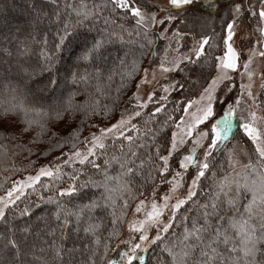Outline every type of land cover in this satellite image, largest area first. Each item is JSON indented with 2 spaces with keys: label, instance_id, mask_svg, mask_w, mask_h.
<instances>
[{
  "label": "snow or ice",
  "instance_id": "1",
  "mask_svg": "<svg viewBox=\"0 0 264 264\" xmlns=\"http://www.w3.org/2000/svg\"><path fill=\"white\" fill-rule=\"evenodd\" d=\"M42 0H32L31 12L33 20L27 23L20 31L28 32L29 37L34 43L40 45L39 52L36 54L38 59L29 64L28 68H18L17 82L9 77L13 71L11 67L0 68V73H4L7 81L5 89L7 96L0 100V124L11 127L22 125L18 128V133H27L33 126L39 128L37 136L43 135L48 129L47 120L66 121L69 118L66 114L71 113L74 117L76 112H83L89 118L93 116L112 118V109L109 105H101L95 94L111 96L108 89L102 87L101 81L104 78L106 69L103 66L104 50L106 45L112 42L114 36L121 42L124 40V33L129 38H138L135 42L143 50L140 57L127 60V54L120 59V66L123 71L120 73V86L116 89V95L112 98L115 105L119 102L120 94L128 82L134 81L139 76V83L135 84L136 91L129 97V103L135 102L134 107L125 109L120 118L115 122L100 127L96 125L97 131L79 139L80 129L77 128L63 141H57L56 146L63 148L65 144H71L70 153L62 154L66 157L63 163L57 157L56 162L41 166L35 175H29L25 179L12 181L11 186L6 190L4 196H0V222L7 223V215L10 211L18 208L17 201L25 195L27 189L36 191V185L40 183L42 177H48L52 182L41 185L43 188L55 191V196H40V200L55 205V211L51 213L58 222L59 243L53 240L48 244L51 254L50 259H44L42 264H152L146 255L150 249L160 248L167 259L162 260L158 255L155 264H264V131L257 127V121L264 119L258 117L256 112L248 111L245 117L240 111L241 104L245 102V95L256 105L257 97L253 94V80L257 75L252 65L254 59L259 56L264 58V0H227L228 11L226 16H221V34L218 42L212 35H202L190 49L189 53L183 54L173 59H169L167 52L173 41L176 42L179 51L180 41L184 38L179 27L174 26L179 23L187 27V21L181 16L190 12V6L194 0H101L100 3H93L91 6L86 0H63V8L60 10L58 0H49L55 6V12L51 15L44 13L39 4ZM222 5L217 0H207L201 6V10L208 11L209 15H220ZM67 17L61 20V14ZM108 11L109 15H103ZM119 13L116 18L113 14ZM75 17L73 22L72 17ZM54 17V20L52 19ZM102 20V29L96 26L97 20ZM133 21L131 28H126L124 23H117V20ZM44 20L52 23L62 24L56 32L57 42L49 48L47 35L42 40L37 41L32 34ZM248 27H245V22ZM84 32L77 31L78 27L86 24ZM255 28H252V23ZM195 23V20H193ZM119 29V31H116ZM93 30L96 35H89ZM171 30V36L169 31ZM251 31L258 33L253 43L245 33ZM215 33V29H213ZM168 40V48L165 55L161 58L157 67H153L150 62L148 67L141 68V63L148 51L155 44L153 37ZM70 38H79L83 41V51L78 61L74 63L65 76L59 75L57 64L60 60L62 51L71 43ZM239 38V45H237ZM245 49L247 55L245 56ZM219 51L221 54L216 55ZM16 52L20 57H31L32 48L27 40L17 41ZM156 55L155 52L152 53ZM100 63H97V60ZM86 62L87 66L84 63ZM210 64L216 73L211 77V81L200 95L197 101H191L188 108L196 105L195 112L188 113L190 120L181 119L176 124L177 132L171 134L170 140L156 144V133L147 129L145 136L152 132L151 143L147 141L137 144L143 140L140 136L141 129L132 121L142 115L143 109L156 97V92L152 91L143 99L140 95L141 86L152 83L156 80L157 70L162 75L184 71L189 64ZM183 66V67H182ZM242 69V71H240ZM23 71L29 79L35 75L47 74V82L43 88L33 91L29 85L24 84V88L32 94V101L28 100V95L21 89L23 82L19 77V72ZM142 73V75H141ZM239 75L241 83L238 89V98L229 103L227 99L223 102L217 95L220 86L223 85L222 94H228L236 87L235 76ZM261 89L264 90V71L259 73ZM249 83H243L244 77ZM151 77V79H150ZM112 75L107 76V80H112ZM67 86L71 84L84 85L85 89L92 88L93 91H85L87 99L80 104L75 103L74 97L78 93L69 92L67 100L55 98L49 105V110L45 111L42 107H37L44 99L42 93L55 91L60 88L61 83ZM184 88V84L173 79L168 85L162 86L165 93L177 91ZM166 100L167 96L160 97ZM222 103V107L217 108V104ZM264 105V101L261 102ZM258 107L260 105H257ZM162 109L157 106L155 113ZM154 113H150V118ZM36 117H40L37 119ZM239 117V120L237 119ZM169 120L173 118L168 117ZM240 121H243L241 124ZM148 121H146L147 123ZM203 126V127H201ZM234 127H242L243 132L254 145L253 152L257 160L253 162L249 157V162L242 166L240 172H236L239 161L233 151L228 153V167L231 173L223 174L219 178L218 173L212 171L218 166V161L214 152L219 150V145L223 141H228L234 135ZM134 132L133 135H126V132ZM55 136L56 134L53 133ZM15 139V137H4V139ZM123 139L127 141L128 151L123 153L124 145L121 144L120 156L113 155L110 159L105 158L103 167L96 161L99 155L104 154L107 149L106 141ZM207 141V144H204ZM37 142L34 138L33 143ZM190 144L189 147H184ZM79 145H83L81 148ZM138 149H147L146 159L141 158ZM16 147L22 148L23 145ZM0 149L6 146L0 145ZM183 149V150H181ZM199 149V152H198ZM31 154V150L28 149ZM166 153V154H165ZM175 158V169L170 163ZM139 163L137 164V161ZM113 162L119 165V172L110 175L109 169ZM79 163L81 166L90 165L92 169L101 174L102 179H94L82 168L73 167L71 172H64L67 165ZM222 168V165H219ZM192 170L193 175L187 185L186 194L183 197L174 194L187 183L185 176ZM153 172L155 176H153ZM211 173L213 184L211 191L205 193L207 199L201 203L194 200L201 187L202 178H206ZM235 173V176L232 175ZM67 177V181L64 177ZM143 176L144 181L156 183L158 178L161 184L169 185V191L161 197L162 202L156 199L157 189L154 187L151 199L139 200L133 210V218L128 221V238L119 240L113 244V240L119 239L118 224L122 226L123 218L130 210V201L137 199L138 189H133L134 178ZM169 176L171 178H169ZM82 177H85L82 179ZM236 177H239L237 179ZM64 183L66 186H59ZM103 189L99 197L92 199L89 203L79 207L77 210L65 207L64 200H73L86 195L85 189ZM143 195V193H139ZM119 201V213L117 203ZM192 202L196 205V214L189 216L187 209L181 213V209ZM38 206V205H37ZM97 209L110 210L111 229L105 239L101 251V238L98 235L103 226L102 220L89 215L86 225L83 228L85 235H91L90 243H85L83 249L88 251L85 259L77 260L75 253L81 251L75 245L69 248L63 242L69 237L66 229L73 223L75 226L72 231L79 233L80 224L84 219L85 210L93 213ZM168 212V220L162 223L161 218ZM180 213L179 234L172 233L174 237L170 242H166L169 230L172 229ZM20 216H30V206H25L19 210ZM142 214V215H141ZM74 217L75 221L70 220ZM25 232L29 228L24 229ZM154 232V234H153ZM49 235L55 237L56 231L50 230ZM161 244L163 247L161 248ZM112 252L113 255H109ZM83 254V253H82ZM99 256V261L97 257ZM0 264H27L22 253L21 244L15 238V231L5 238L0 246Z\"/></svg>",
  "mask_w": 264,
  "mask_h": 264
},
{
  "label": "trees",
  "instance_id": "2",
  "mask_svg": "<svg viewBox=\"0 0 264 264\" xmlns=\"http://www.w3.org/2000/svg\"><path fill=\"white\" fill-rule=\"evenodd\" d=\"M101 0H86V2L91 6L93 3L100 2ZM218 3L222 5L220 15H209V12L204 10H201V7L199 8H193L188 12L186 15H183L182 19H185L187 21V27L184 25H180L177 23L175 27H179L180 31L184 33V42L183 44L186 46L182 48V50L189 47L191 43L192 36L193 37H199L202 35H212L214 37V40L218 42L219 40V34H221L220 25L223 22L221 19V16H226L228 11V5L227 0H217ZM58 3L60 4V10L63 8V0H58ZM31 5L32 0H0V68H8L11 67L13 71H11L8 75L13 80V82H17V71L18 68H28L29 64H33L37 59L38 56L36 55L39 52L40 45L37 43H34L31 38L28 35L29 31H32V29H28V31H20L21 29H24L25 25L24 21H28L26 18L28 16L33 17V13L31 12ZM40 8L43 9L44 13H47L51 15V13L55 12L56 7L51 5L49 0H42V2L39 4ZM106 14H103L105 16L109 15L108 11H105ZM119 15V13L113 14V18H116ZM54 20V17H52ZM67 17L63 14H61V20H65ZM73 22H75V17H72ZM193 20H195V23H193ZM15 23L16 26L11 25L12 23ZM19 22V24H17ZM96 26L100 29L104 27L102 20H97ZM117 23H120V20H117ZM124 24L127 26V28H131L133 25V22L129 20H125ZM7 27H10L11 30ZM85 27H91L90 24L86 22L84 26L78 27L76 29L77 31L84 32ZM59 28H62V24H56L52 23L49 20H44L38 27H36L35 31L32 32V34L36 37V40H42L44 35H47L48 42H49V48L53 47V45L57 42L56 32ZM213 29H215V33L213 32ZM171 32V30H170ZM97 32L93 30L89 35H96ZM14 35V36H12ZM21 36V37H20ZM14 37V38H13ZM71 43L67 44V47L65 49H69L70 47L74 46V51L72 54H76L75 59L71 62H63L64 58L66 56L65 49L62 51L60 60L57 64V67L59 68V75L62 74L65 76L68 72V69L78 61V58L81 56L83 51V41L79 38H70ZM124 39H128L127 42L121 40L114 36L112 38V42L106 45V48L104 50V62L103 66L106 69L105 75L103 80L101 81L102 87L108 89L111 93V96L107 95H99L95 94L96 98L99 99L101 105L107 104L110 106V108L114 107L115 105H119L122 103V98H120L119 102L113 105L112 98L116 95V89L120 86L121 76L120 73L123 71V69L120 66V59L121 56L118 53V55H114V53L119 52V48L123 47L124 43H128L127 46H125V50L127 52V60L130 62L133 58L140 57L141 51H143L139 44L135 41L138 39L136 37L129 38L126 34H124ZM155 44L158 46V44L161 45V42L159 43L158 37H155ZM27 40L30 47L32 48L33 55L31 57H20L18 56L16 52V45L17 41H24ZM80 49V50H79ZM158 51V50H157ZM121 52V51H120ZM221 53L219 51L216 52V55H220ZM124 55V54H123ZM120 57V58H119ZM125 56H123L124 58ZM145 57L143 58V60ZM84 63L85 66H87L86 62ZM97 63H100V60H97ZM111 74L112 80L109 82L107 80V76ZM214 71L212 70L210 64L202 63V64H189L187 68H185L184 71H180L179 75L177 76V80L184 84V88L180 90L181 93H183L185 90L187 91L186 96H179L177 99L181 100L182 104L185 103L186 98H192L196 96L200 90H202L208 80L213 76ZM44 75H35L32 76L31 79H35L36 81L39 80ZM19 77L23 81L21 83V89L25 91V93L28 95V100L32 101L33 97L32 94L27 91V89L24 88V84H27L30 86V88L35 91L37 88L33 84V82H30L31 79L23 72H19ZM29 81V83H28ZM34 81V80H33ZM7 81L4 79V73H0V100L4 99L7 96V91L5 89V84ZM131 82H128L127 87L122 90L120 96L122 94H127L129 91V87L131 85ZM85 91L92 92V88L85 89L84 85L77 84L73 85L69 81L67 86L64 85V83L61 85V90H58V95H56L54 98H62L63 100H67L68 93L69 92H75L78 93L75 95L74 100L75 103L80 104L83 103L87 97L85 95ZM48 92V91H46ZM122 97V96H121ZM45 99V98H44ZM46 100V99H45ZM175 101L172 97V102ZM176 102V101H175ZM53 102L46 103H39L37 104V107H42L45 111L49 110V105ZM181 104V105H182ZM155 112H144L145 116L150 118L149 114ZM181 112H175L173 117L174 120L178 119ZM69 117L66 121L62 120H47L48 125V131H46L43 135L37 136V133L39 132V128L37 126H33L31 131L27 133H18L17 129L22 128V125H14L11 127H6L2 124H0V145L6 146V149H0V167L9 168L10 170L13 169V167L17 171L26 172L29 170L28 167H35L39 165V162L42 160L49 159L53 153L58 152L60 149H70L71 144L67 143L63 148L57 147V141H63V138H66L69 136L70 133H72L77 128L80 129L79 133V139H81L82 134L88 130L92 129L94 126V122L99 120L101 121V117L99 116H93L89 118L88 116H85L83 112H76L74 117L71 113L66 114ZM153 115V116H154ZM144 116V117H145ZM37 119H40V117H36ZM156 115V121L152 123L151 130L155 131L156 133V139L157 141L155 143L162 144L163 141H166V138L169 136V132L166 131V129H161L162 123L160 124L161 119ZM103 120H108L107 117H104ZM149 129V128H147ZM240 129L236 128L234 135H237L240 133ZM53 133L56 135L54 136ZM151 133V132H150ZM15 137V139L9 138L4 139V137ZM141 136V135H140ZM143 137V136H141ZM36 139L37 142L33 143V139ZM147 141V138L144 137L143 140L137 141V144ZM227 143L226 145H228ZM250 145V143L248 142ZM17 145H23V149L16 147ZM224 145L220 151L224 149L226 146ZM135 148V146H134ZM28 149L31 150V154L29 153ZM136 151H138L141 158L146 159V152L147 149H138L135 148ZM250 150H252V146L250 145ZM123 153H127L125 149H123ZM120 152V155L123 154ZM39 158L42 159L39 161ZM222 159L223 158H219ZM219 165H222L223 161L219 160ZM139 163V160L137 161V164ZM103 162L101 163V166H103ZM116 164V163H115ZM119 167V165L115 166V168ZM219 166H217L218 168ZM227 165L225 163L224 168H226ZM114 163L112 164L111 168L108 170L110 175H114L117 172H115ZM213 168L217 173H219V169ZM212 169V170H213ZM31 171V170H30ZM97 170L91 169L90 173L91 175H100ZM1 174V173H0ZM155 176V173L152 174ZM211 173H208L206 178H203V183L205 184V188L201 187L199 190V193L197 194V197L194 198V200H198L199 202L203 203L207 199L205 196V193L210 192L208 186H210L209 180L211 178ZM4 179V178H3ZM142 181L143 183L148 184L149 182L144 181L143 176H137L134 178V183ZM5 181L0 178V188L4 185ZM86 192V195L69 200L68 202H71L70 206L72 210H77L79 207L89 203V197L92 199L98 198L99 191H97V194L94 192L92 188H88L84 190ZM36 197V196H35ZM20 209H23L26 205L30 206L31 208V215L30 216H20L18 213L15 212V215L8 214L7 215V223L0 222V246H2L4 240L6 237L10 235V232L12 228H17L18 232L19 229L22 226H25L26 224H35L40 225L39 223H43L45 227H43V230L40 232L38 238L31 239L32 237H25L23 234L21 242V249L22 253L24 254V259L26 260L27 264H42V261L44 259H50L51 254L48 250V244L51 243L53 240H56L58 243L59 241V228H58V222L55 220L54 216L51 215L52 212L55 210L54 204H49L46 202L43 203H37V200L32 197L29 200L22 201ZM38 205V206H37ZM76 208V209H75ZM187 210L190 211V215L194 216L196 214V205L191 203L187 205ZM85 216L84 219L81 221L80 228L81 231L79 233H76L72 231V228L75 226L73 223L69 226V228L66 231L68 234V239L64 241L63 243L71 248L73 245L77 249H80L81 251H77L75 253L78 254L76 256L77 260H82L87 257L89 254L87 250L83 249V245L85 243L91 242V235H85L83 232V228L86 225V220L89 215H92L94 217L99 218V220H102L103 226L101 227V233L99 234L100 237L104 236V233L106 232L107 228L106 225L109 224V221L111 220V217L109 216L108 210H99L97 209L93 213H88L87 210H85ZM73 222L75 221L74 217L69 218ZM107 223V224H106ZM50 230L56 231V236L53 237L49 235ZM103 234V235H102ZM19 235V234H18ZM20 237V236H17ZM38 241L41 244H44L45 251L37 250L35 247H31L30 244L33 242ZM158 249V248H157ZM35 253V254H34ZM83 253V254H82ZM151 252L148 253V257L150 259ZM99 257V256H98ZM97 257V260H98ZM156 257V256H154ZM167 259V257H166ZM151 261V260H150Z\"/></svg>",
  "mask_w": 264,
  "mask_h": 264
},
{
  "label": "rangeland",
  "instance_id": "3",
  "mask_svg": "<svg viewBox=\"0 0 264 264\" xmlns=\"http://www.w3.org/2000/svg\"><path fill=\"white\" fill-rule=\"evenodd\" d=\"M100 2H96V3H100ZM154 2H161V0H154ZM206 3H207V0H194V3L190 6V8L191 9L199 8L203 4H206ZM103 14H106L105 11H104ZM181 18H183V14H182ZM26 19L28 21H24V24H22V25H26L27 23L32 22L33 17H31V19H30V16H28ZM124 22L125 21H121L120 20V23H124ZM248 23L249 22H247V21L245 22V27L246 28L248 27ZM17 24H19V22ZM11 25L16 26V24L14 22L12 24H10L9 26L11 27ZM10 27H7L8 30L9 29L11 30ZM125 27L127 28L126 25H125ZM252 28L253 29L255 28V23L254 22L252 23ZM116 31H119V29H117ZM124 34H126V33H124ZM245 35L249 36L252 39L253 43H254L255 42V38L258 37L259 34L258 33H254L253 34L251 31H249V32H246ZM12 36H14V35H12ZM169 36H171V32L170 31H169ZM153 39H154V37H153ZM158 39H159V43L161 42V45L158 44V46H157L156 44H154L152 46V49L148 51V54L145 57V59L142 60L141 68L148 67L150 62L152 63L153 67H157L159 65V63H160L161 58L164 57L165 49L168 48L169 41L168 40H164V39H160V38H158ZM200 39H201V36H199V37H193L192 36L191 43H190L189 47L184 49V50H182V48L186 47L183 44L184 39L181 40L180 41V45L181 46L179 47V51H175V49L177 48V44H176L175 41H173L171 43V47L168 48V52H167L168 58L171 60V59L176 58L178 56H181L183 54L189 53L191 47ZM124 40L127 42L128 39L127 40L124 39ZM75 45H76V43H75ZM127 45H128V43H124L123 47L119 48V50H118L119 52L114 53V55H116V54L118 55V53H119L121 58H123V56H125V54H127V52L125 50L126 49L125 46H127ZM237 45H239V38H237ZM74 46L70 47L69 49H65L66 56H65L64 61H63V62H65V64H66V62H71V60L73 61L75 59L76 54L75 53L72 54V52L74 51V48H75ZM153 52L156 53L155 56H153V54H152ZM246 55H247V49H245V56ZM252 67L257 73V75L254 77L253 88H252L253 94L257 97V102H256V105H253L252 101L249 100L247 98V96L245 95V97H244L245 102L241 104L240 111L243 113V115L245 117L248 116V111H254V112H256L258 117L264 118V105L261 104V102L264 101V90L261 89L262 81H261L260 75H259L260 72L264 71V58H260L259 56H257L254 59V63L252 65ZM240 71H242V69ZM179 73H180V71L169 73V74H167V78H166L165 75H162L159 72V70H157L156 80L152 81V83H150V84L141 86L140 95H141V97L143 99H146L147 95L150 94L152 91L156 92V97L153 99V101L151 103L148 104L147 108L143 109L142 115L140 117H136L132 121L134 124H136L141 129L140 135L143 136V137H146L148 143L152 142L151 141V135H152V132H155V131H152L151 133L149 132V134L147 136H145L144 133L147 130V128L151 129L152 123H154L156 121V115H158V117L161 119L160 124L162 123V126H163L161 129L162 130L166 129V131L169 132L168 133L169 136H168V138H166V141L170 140L171 134L173 132H177L178 131V129L176 128V124H179L182 118L185 121H189L190 120V115H186L184 109H187L188 113L195 112L196 105H193V107L188 108L189 102L199 100L200 99V95L203 92L204 88H206L208 86V84L210 83V81H211V78H210L208 80V82L206 83L205 87L202 90H200V92L196 96H194L192 98H188V99L186 98L185 103L182 104L181 103L182 101L177 99V97L186 96V93H187L186 90L183 93L180 92L181 89L177 90V91H170L169 93H165L162 90V86L168 85L173 79L177 80V76L179 75ZM215 74L216 73L214 72L213 76H215ZM141 75H142V73H141ZM60 76L63 77L62 74H60ZM139 79H140L139 76H137L135 78V80L132 81V83H131V85L129 87V91L127 92V94L126 95L122 94L121 95L122 97L120 96V98H122V99H120V100H122V103L119 104V105H115L114 107L111 108L112 109V118L108 119V120H103V122H101L99 120L95 121L94 122L95 124L92 127V129H88L82 134L81 139H80L81 141L85 137H89L90 134L93 133V132H96L97 135H99L96 125H99L100 127H104L106 125L110 126V124L115 123L120 118L121 113H123L126 108L131 110V108L134 107L135 102L129 103V97H131L133 92L136 91L135 84L139 83ZM150 79H151V77H150ZM30 82H33V84L35 85V87L37 89L38 88H43V85L46 84V82H47V74H45V76H42L37 81L35 79H31ZM28 83H29V81H28ZM234 83L236 84V87L233 88V91L228 94V97H225L222 94L223 85L220 86V90H218L217 95L220 96L221 102H223V101H225L227 99V101L229 103H231L236 98H238V89H239V85L241 83L239 75L235 76ZM243 83H245V84L249 83V81H248L246 76L244 77ZM62 84H63V81H62L61 85ZM58 90H61V86H60V88H58L55 91L43 92L42 95H43V97L46 100L43 99L41 101V103L45 104L46 101L53 102V100L55 99L54 97L56 95H58ZM164 96H167V99L166 100H161L160 97H164ZM172 97H173V99H175L176 102L175 101L172 102ZM257 105H260V106L258 107ZM157 106H159L162 109L161 112L155 113V115L152 116L151 118H148V117L145 116L144 112H155V108ZM222 106H223L222 103H218L217 104V108L218 109L220 107H222ZM175 112H181V114L178 117V119L174 120L173 115H174ZM169 116H171L173 119L169 120L168 119ZM237 119L239 120V117H237ZM146 121H148V122L146 123ZM240 123L242 124L243 121H240ZM256 126L261 128L262 131H264V119L258 120ZM201 127H203V126H201ZM236 128H239L241 130L240 133L237 134V135L231 136L228 141L221 142L220 145H219V150L214 152V155H215V157H216V159L218 161V166H219V163H220L219 160L223 161V163H222L223 167L222 168H220V167L217 168L216 167L217 169H219V173H218V177L217 178H219L223 174H227V173H231L232 172V169H230L228 167V153H229V151H233L235 153L236 159L240 162L239 165L236 167V172H240L241 169H242V166L249 162V157H251L253 162H256V160H257V157H256L255 153L250 150V145L252 146V150L254 148V145L252 144L250 139L246 136V134L243 132V128L242 127H234V129H233L234 133H235ZM126 135L135 136L136 133L129 131V132H126ZM156 141H157V139H156ZM248 142L250 143V145L248 144ZM106 143L108 145L106 151L104 152V154L99 155V158L96 161L100 165H101L102 162L104 163L105 158H109L110 159L113 155L120 156V152H121V147L120 146H121V144H123L124 145V149L126 151H128L127 141H124L123 139L112 140L111 138H109L106 141ZM227 143H229V144L226 145ZM156 144H158V143H156ZM204 144L206 145L207 141H204ZM224 145H226V146L224 147V149L222 151H220V149H222V147ZM79 146L81 148H83V145H79ZM190 146L191 145L188 144V145H185L184 147H189L190 148ZM70 150H71V148L70 149H62V150L60 149L58 152L53 153V155H51L49 159L45 158V160H42V159L39 158V161L42 160V161L39 162V165L35 166V167H32V168L28 167L29 170L26 171V172L17 171L14 167L11 170L9 168L0 167V173H1L0 174V178L5 181L4 185L0 188V196H4L5 195L6 190L11 186L12 181H19V180L25 179L29 175H35L41 166L49 165V164H52L53 162H56L57 157H60L61 158L60 163H63V161H64V159H66V157L63 156L62 154L70 153ZM134 150H135V148H134ZM181 150H183V149H181ZM198 152H199V149H198ZM221 157L223 158V160L219 159ZM113 163H114V168H115V166H117L118 164H115V162H113ZM170 163L172 164L174 170H178V169H175V158H173V160ZM225 163L227 165L226 168H224ZM73 167H75L77 169L82 168L83 171L87 172L90 176H92L91 173H90V171L92 169L91 166L90 165L81 166V165H79V163H75L74 165H67V166L64 167L63 171L66 172V173L67 172H71L73 170ZM212 171H215V170L213 169ZM115 172H117V173L119 172V167L115 168ZM215 172H217V171H215ZM116 174H114V175H116ZM192 175H193V172H192L191 169H189V172L185 176V181L187 183H185V185L183 187H181L174 194L175 196L183 197L186 194V188H187V185L190 183ZM232 175L235 176V173H232ZM92 177L94 179H97V180L102 179L101 174L100 175H95V176L93 175ZM84 178L85 177H82V179H84ZM169 178H171V177L169 176ZM236 178L239 179V177H236ZM64 180L67 181V177L66 176L64 177ZM50 182H52L50 178L42 177L40 183L36 185V191H33L32 189H27L25 195L21 197V200L17 201L18 208L15 211H10L8 214H11L13 216V215H15V212L18 213L19 208L21 207V204L23 203L22 201H24V200H29L32 197H34L37 200V203H43L44 201L40 200V196L41 195L44 196L45 198L48 197V196H55V191L54 190H49L47 188L41 187V185H43L45 183H50ZM204 183H203V178H202L201 187H203V188H205V184ZM208 184L210 186L206 187V188L209 189L207 191H211L212 190L211 186L213 184L212 176H211ZM59 186L63 187V186H66V185L64 183H60ZM154 187L157 189V191H156V199H157V201L158 202H162L161 197L164 195V193L169 191V188H170L169 185L161 184L158 178L156 179V183L155 184L149 182L148 184L145 185V183H143L142 181H138L136 183H133V189L134 190L138 189L137 199L130 201V210L127 212L126 217L123 218L122 226L119 225V224L117 226L118 227V232H119V239L118 240H113V244L119 243V240H123V239H127L128 238L129 233H128V229H127V224H128V221H130L133 218V210L135 209L136 204L139 203V200L145 199L146 197L151 199V193H152V190H153ZM92 189L94 190V192L96 194H97V191H99L100 193L103 191V189H96V188H92ZM199 190H201V189H199ZM199 190H198V193H199ZM100 193H99V195H100ZM139 193H143V195H139ZM99 195H98V197H99ZM68 201L69 200L67 198H65V200H64L65 207L68 208V209H71V207H70V206H72V205H70L71 202H68ZM191 203L192 202H189V204H191ZM189 204H187V205H189ZM187 205H185L181 209V213L185 212V210L187 209ZM109 211L110 210H108V212ZM117 212L119 213V201L117 203ZM186 214H188L190 217L192 216V214L190 215V211L189 210L187 211ZM168 216H169V213L165 212L163 217L161 218L162 223H166L167 222ZM179 216H180V213L177 214V220L175 222L174 227L169 230V234L167 235L166 242H170L174 238L172 236L173 232L177 233V234H179L181 232ZM110 221H109V224L106 223L107 224L106 225L107 230L104 233V236L100 237L101 238V251H102L103 243H104L105 239L108 237L109 231H110V229L112 227ZM39 224L40 225H37V227L35 226V224H26L25 226H22L19 229V232H18L17 228H15V227L12 228L11 231H15V238L22 245L23 242H21V240H22L23 235L25 237H28V236L32 237L31 239L37 238L38 240H40L39 239L40 237L38 238L37 235L40 234V232L43 230V227H45V226H44L43 223H39ZM26 227L29 228L28 232L24 231V229ZM102 227H104V226H102ZM98 233L100 234L101 230H99ZM153 234H154V232H153ZM17 236H20V237H17ZM30 245H31V247L37 248V250H41V248H43L42 251H45L44 244H41V243H39L36 240H35V242H33ZM162 247H163V244H161V248ZM150 252H151L150 260H151L152 264H155V261H156V258H157L158 255L160 256V258L162 260H166L167 256H166V254H163L161 252L160 248H158V249L157 248L150 249L149 253ZM109 255H113V253L110 252ZM146 255H148V253ZM76 256H78V254H76ZM154 256H156V257H154ZM98 261H99V257H98Z\"/></svg>",
  "mask_w": 264,
  "mask_h": 264
}]
</instances>
